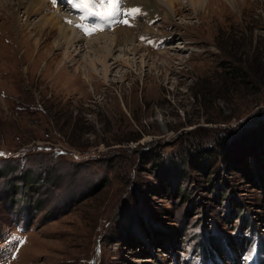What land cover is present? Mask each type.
<instances>
[{"label":"rangeland","instance_id":"obj_1","mask_svg":"<svg viewBox=\"0 0 264 264\" xmlns=\"http://www.w3.org/2000/svg\"><path fill=\"white\" fill-rule=\"evenodd\" d=\"M46 1L71 48L0 11V264H264V0H171L169 21L92 34ZM115 25L136 48L105 69L87 40Z\"/></svg>","mask_w":264,"mask_h":264},{"label":"bare ground","instance_id":"obj_2","mask_svg":"<svg viewBox=\"0 0 264 264\" xmlns=\"http://www.w3.org/2000/svg\"><path fill=\"white\" fill-rule=\"evenodd\" d=\"M139 1L140 2H138V4H140V7L143 8V9H140V11L143 12V14L147 13L148 16H151L152 13H154L153 10L160 8L161 11H163L161 15L163 19L169 21L168 19L169 10H170V7L172 6L171 0H160V1L159 0H139ZM55 2H58V1L55 0ZM8 7L9 8L11 7L12 10L15 9L18 12L20 11V16L22 17V19L21 17L19 19V16H18V19L23 22L25 21L26 25H29V27L34 28L36 31L40 32V34L42 35L46 33L49 36H51V33L54 32L55 27L57 26L58 32H57V37H56V44H55L56 46H60L63 44L65 45V48H71L74 41L78 39L77 38L78 32L76 33L74 32L75 28L69 22L61 20L62 15H60V13L49 14L46 12L47 11L46 9L48 7V2L46 0H0V11L2 13H5ZM59 9H60L59 5H55L54 10L59 11ZM66 10L70 13L73 11L70 7H68ZM63 16H68L71 18L73 17V19L77 18L76 14H73V13L71 14L64 13ZM116 26L117 25L112 27L113 29L112 34H107V33H103V34L99 33V35L97 34L98 35L97 38L100 36H108L109 40L107 41H109V44L106 43L107 41L105 39L104 41H99V42H96L97 40L96 39L95 40L96 44L93 45V42H91L93 38L91 39V38L86 37L89 39L87 40L89 44H91L97 49L98 56L96 58L101 63V66L105 67V69L106 68L110 69V66H111V64H106L105 58L107 57V55L110 54V53L108 54V52L110 51L111 49L110 47L112 45L116 43H121V45L125 47V46H128L127 43L129 42L128 44H131L132 49L136 48V45L130 42L132 40V36L125 34L123 37H121L119 34V31L120 29H123V28H116ZM124 31L127 32L126 30ZM146 31H144V33ZM94 63H96L95 59L90 61L91 65ZM129 228L133 231L135 229V225L132 224V221L130 222V219H129Z\"/></svg>","mask_w":264,"mask_h":264},{"label":"snow or ice","instance_id":"obj_3","mask_svg":"<svg viewBox=\"0 0 264 264\" xmlns=\"http://www.w3.org/2000/svg\"><path fill=\"white\" fill-rule=\"evenodd\" d=\"M73 4L75 7L83 10L84 19H87L89 16H95L101 20H110L112 17L121 14H123L125 17H135L136 15L140 14L139 9L122 10V0H73ZM122 22L128 23V20L125 18ZM78 27H81L86 34H92L94 31L98 30V28H102V26L90 28L83 24L78 25ZM2 155L5 154L0 153V156Z\"/></svg>","mask_w":264,"mask_h":264},{"label":"trees","instance_id":"obj_4","mask_svg":"<svg viewBox=\"0 0 264 264\" xmlns=\"http://www.w3.org/2000/svg\"><path fill=\"white\" fill-rule=\"evenodd\" d=\"M259 64H262L264 66V54L262 56H254V54L252 53L249 61L247 62V66H248V71H247V74L245 72H243L240 68L238 69V65L236 63V65H234L232 67V69H230L228 71V75L229 76H234V75H237L239 78V80L241 82H244V76L247 75L248 76H251L253 78H257V76L261 75L263 76L264 75V69L262 71V69L259 68ZM26 181V180H25Z\"/></svg>","mask_w":264,"mask_h":264}]
</instances>
